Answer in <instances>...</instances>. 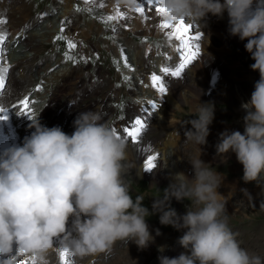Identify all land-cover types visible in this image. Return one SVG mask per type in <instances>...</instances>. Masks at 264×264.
Here are the masks:
<instances>
[{
	"label": "clouds",
	"instance_id": "clouds-1",
	"mask_svg": "<svg viewBox=\"0 0 264 264\" xmlns=\"http://www.w3.org/2000/svg\"><path fill=\"white\" fill-rule=\"evenodd\" d=\"M132 8L136 0H119ZM162 0L169 23L187 20L205 27L211 13L226 10L229 32L240 40L255 61L250 68L259 80L241 107L243 133L224 130L215 145L217 156L234 152L243 166L242 180L257 181L264 174V0ZM34 112L29 127L34 131L22 146L0 152V264H17V255L35 257L48 264L46 255L59 238L73 255L84 257L110 251L116 241L134 242L139 249L154 240L145 220L159 213L162 225L184 230L178 244L187 250L178 256L159 255V264H262L259 256L240 247L230 229L225 203L218 188L222 177L200 159L214 119L212 102L199 103L185 131L186 141L198 148L188 162L193 176L175 173L163 197L153 200L152 211L135 199L123 179L127 142L114 134L98 111H82L73 121L71 135L61 127H47ZM18 115V114H17ZM187 200L186 211L178 214L172 199ZM156 229V235H160ZM15 246V250H14ZM164 245L158 246L163 253Z\"/></svg>",
	"mask_w": 264,
	"mask_h": 264
},
{
	"label": "rangeland",
	"instance_id": "rangeland-1",
	"mask_svg": "<svg viewBox=\"0 0 264 264\" xmlns=\"http://www.w3.org/2000/svg\"><path fill=\"white\" fill-rule=\"evenodd\" d=\"M13 1L27 4L30 16L36 19L34 27L40 33L48 31V28L50 30L56 28L51 42L41 48L36 57V62L39 60L41 63L51 62L49 67L41 69L38 74L34 73L28 80V83L32 85L24 90L25 96L28 97H32L36 93L41 94V98H32L34 106L45 102V95H48L50 88L57 83L55 78L63 72L64 68L75 63L80 72H85L87 77L85 83L75 86L73 89L77 97L75 106L83 103L88 106V110L98 111L101 115L106 114L103 121L106 122L110 114L122 117L128 106L135 103L147 106L146 96L155 98L157 95L156 90L151 88V81L138 74L135 66L136 58L144 57L146 69L149 71L153 69L154 73H158L159 63L161 69V61L164 62V67L170 69V73L180 61L177 54L179 42L175 38L169 40L168 33H165V31L169 32V28L164 29L160 35H144V31L137 30L140 18L134 11L124 8L119 0H116L115 3H103L101 0H91V2L89 0H0V3L9 4ZM118 13L120 15L115 20L105 22L103 19L107 16H117ZM68 18L76 22V28L71 32L65 23ZM219 18L221 21H218ZM225 19L224 16H215L211 13L205 17L206 29L213 38L211 42L207 41L205 31L203 30V33L200 26H192L190 21L183 20L185 24L191 25L189 36H194L196 30H201L202 38L192 41L193 43L189 41V43L190 45H199V53L205 59L209 58L213 61L216 67H214L212 80L209 79L205 82L202 94L195 97L192 103L194 109L199 106L200 102H212L214 105V119L209 125L207 143L200 146V159L212 166L213 170L219 172L222 177L218 192L220 199L225 203L228 225L235 234L240 247L247 250L250 255L259 256L264 264V174H261L257 181L245 183L242 180L243 166L237 161L235 153L229 151L220 157L216 155L215 151V145L219 142V133L222 131L238 130L243 133L242 118L246 114L242 107L237 106L236 100L227 99L226 92L221 89V86H226L229 83L232 88L229 86L227 88H229L231 97L248 101L254 90L255 82L259 80V72L250 68V65L255 61L243 46L247 40L241 41L238 36L230 35L227 30L228 21ZM49 20L52 23H48ZM180 21L171 23V25H176ZM54 25H56L55 28ZM62 27V35L67 39L55 40L54 38L61 34ZM126 31H128V35L125 33ZM81 34H85L86 38L81 37ZM42 36L43 39L47 38L46 35ZM5 39H7V35ZM79 39L87 47L86 52L82 55L78 49ZM69 41L76 45L75 48L68 47ZM125 41H130L132 45L123 44L122 42ZM142 41L147 43L148 49L141 48ZM116 42H120V45L114 46ZM19 45L23 47L22 44ZM19 52V47H15L12 53L19 55ZM66 52L72 59L65 58ZM51 55H54L55 58H51ZM191 74L192 70L186 65L182 70V75H186V79L189 80L192 77ZM124 77L129 79L125 80ZM84 88L86 92L82 94ZM181 89L182 94L183 92L184 95L189 93L187 87L183 86ZM162 96L168 101L166 94L162 93ZM65 98V94H62L61 99ZM180 103L183 104L181 111L173 112L171 118H168L169 114L163 113L162 108H160L161 111L151 110V121L156 125L153 130V140L156 145L169 148L171 146L164 145V140L168 134L174 132V137H178L177 141L179 140L182 147L183 156L180 161L183 163H179L182 164V169L186 168V176L191 179L193 171L188 160L198 155V148L192 142L186 141L185 131L191 129L189 121L196 117L191 105L185 104L182 100H179ZM167 118L174 122L165 125ZM43 122L46 124V118ZM167 158L166 155H156V163L160 169L169 168ZM124 175L133 199L137 195L146 194L143 196L142 205L150 212L153 200L163 197V190L170 183L169 180H154L143 175L138 177L131 172H125ZM189 203L187 200L178 202L173 198L170 205L178 214H183L186 211L185 206ZM145 220L148 226L154 227V240L149 242L148 247L144 249H139L132 241H128L127 244L123 241H116L106 258L108 264H152L161 255L158 251L160 245L166 246L164 252L175 254V256L181 252L187 253V250L177 242L184 230L178 231L171 225L160 224L159 213L146 216ZM156 229L160 230V235H156ZM175 245L177 247H174ZM139 258H141V263H138ZM95 260L98 264L97 257ZM20 261L17 264H23V260L20 259Z\"/></svg>",
	"mask_w": 264,
	"mask_h": 264
},
{
	"label": "bare ground",
	"instance_id": "bare-ground-1",
	"mask_svg": "<svg viewBox=\"0 0 264 264\" xmlns=\"http://www.w3.org/2000/svg\"><path fill=\"white\" fill-rule=\"evenodd\" d=\"M101 2L115 3L116 0H101ZM221 2H223V0H221ZM138 5H140V0H136V5L132 8L126 7L123 4L124 8L134 11L137 14L136 16L140 18V21L137 24V30L144 31V35L146 36H152L153 34L160 35L162 32H164V29L160 28L159 25L162 24L165 19L163 15H160L156 11V8L162 6V4L153 3L152 5L144 6L145 10L143 12V15L135 10ZM253 7H255V0ZM222 16H224L228 21L227 30L229 31V17L226 10L223 12ZM0 19L6 21L2 25H0V31H3L7 35V39H5L3 44L0 45V48L3 49V59H0V66L8 68V72L5 76V86L4 88L0 89V108L7 109V113H0V115H6L7 117L6 119H0V152H3L4 149L12 146H22L24 138L29 136L31 132L34 131L33 128L29 127L30 119L27 116L23 114L17 115V113L19 112V102L25 97H28L25 96L24 90L27 89L30 85H32L28 83V80L31 79V76H33L34 73L38 74L41 69L49 67L51 63L48 61L41 63L40 60L36 62V57L39 55L40 49L48 45V43H50L53 39L52 36L55 33L56 25H54L55 29L50 30L48 28V31L40 33V31H38L34 27L36 19L30 16V11L27 7V4L22 3L20 1H13L9 4L0 3ZM219 20L220 18L218 19V21ZM221 20H223L222 17ZM48 23H52V21L49 20ZM65 23L69 32L76 28V22L71 18H68ZM191 25L200 26L202 28V32L203 30L205 31V38L207 39V41L211 42L213 40L212 36L206 29V23L205 27H203V25H198L194 23L192 24V22ZM171 30L172 29L169 28V32L165 31V33L169 34ZM200 31L196 30V33H201ZM125 33L127 34L128 31H126ZM42 35H46L47 38L43 39ZM80 36L86 38L85 34H81ZM122 43L126 45H132L130 41H125ZM19 44H22L23 47H21ZM117 45L119 46L120 42L114 43V46ZM197 46L199 45L193 44L191 45V49L194 50ZM15 47H19V55H13L12 52ZM141 48H147V43L145 41L141 42ZM78 49L80 55L84 54V52H86L87 50L86 45L80 39ZM177 54L180 58V61H182L183 56L181 55V53L177 51ZM51 56V58H55L54 55ZM135 61V66L137 67L136 70L139 75L141 74L145 76V78L149 79L150 81V77L152 76V74H156L161 77V81L167 89L164 94L167 95L168 101L164 99L162 93H159L156 87H153L151 81V88L156 90L157 95L155 96V98L146 96V102H148L146 103L147 106L145 104L138 105L135 103L127 107L126 113L124 116H122V118L118 116L116 117L112 113V115L110 114V116L106 120V122L111 126V128H115L117 130V133L120 134L121 138H123L127 142V154L125 161L123 162V179L126 182V177L124 175L125 172H131V174L138 177L143 175L154 180L169 181H171L172 176L177 172H183L186 176V168L182 169L181 163L183 162L180 161L181 156H183L181 153L182 147L179 144V140L177 141L178 137H174V132H171L170 134H168V136L166 135L167 137L164 140V145L171 146L169 148L160 147L156 145L153 140V130L156 128V125L152 124L151 121V110H153V108L149 104V101L154 102L157 105V107L155 108L156 110L161 111L160 108H162L163 113L169 114L168 118L172 117L171 115L173 112L181 111L183 104H179V100H182L185 104L191 105V108L195 110V107L192 105L194 98L202 94L205 82L209 81V79L212 80V74L214 73L213 71L216 67L213 64V61L209 60V58L205 59L199 53L193 61L187 64V66L192 70V77L190 76L191 79L188 80L185 77L186 75H182V72L179 77L171 76L170 72L167 74L162 72L161 69L164 68V62L162 61L161 69L159 63L158 73H154L153 69L152 71L146 69L144 57H140L138 59L136 58ZM180 61L177 62L176 66L173 68V71L179 66V64L181 63ZM55 79H57V83L55 84V86L50 88L49 94L45 95V102H42L39 106H34L32 98H39L41 95L40 93H36L32 97H28L30 99L29 106L32 109L33 113L38 112L43 108V110L39 114V120L42 125L47 127L59 126L65 133L71 135V133L74 131V125L72 123L76 116L80 112L88 111L89 109L88 106L83 103H80L79 105L75 106L77 97L76 92L73 90L75 86L85 83L87 77L85 75V72H80L77 64L71 63V65L64 68L63 72ZM225 83L227 84L228 82ZM183 86L187 87V91L189 90V93L187 95H184V92L183 94L181 92V88ZM228 86L232 88V86H230V84L228 83L226 86L222 85L221 89L226 92L228 100L229 98H233V100H236L238 102L237 106L241 108L242 102L246 101H241L239 98L238 100L234 99V97H231L229 88H227ZM234 90L236 91V89ZM85 92L86 90L84 88L82 94H85ZM62 94H65V99H61ZM145 109H147V111H145ZM101 116V122H103L106 118V114ZM138 117L145 122V127L141 130L138 139L134 142L131 140V138L124 137L123 129L126 127H130L131 122ZM44 118H46V124H44L43 122ZM58 118H60V120H58ZM168 118L166 121L167 124L165 123V125H170L174 122V120ZM157 154H162V156L166 155L168 157L167 163L169 165V168L164 167V169H160L155 160V167L151 170H147L145 168V161L147 157L149 155L156 156ZM142 195L145 196L146 194ZM149 231L153 235L154 227L149 226ZM174 247L177 246L175 245ZM63 248H65V246L61 242V240L59 238H54L53 247L48 251L46 255L48 264H61L59 252ZM109 253L110 251H106L96 254H90L84 257H79L73 255L71 249H68V252L65 254L64 264H97L95 260L96 257L99 260L98 264H108L106 258ZM161 254L166 255L170 258L175 257V254H171L168 252H163ZM20 259L23 260V264H33L31 255L19 254V256H17V262H21ZM138 263H141V258H139ZM34 264H40V262L35 258ZM152 264H159L158 257L153 261Z\"/></svg>",
	"mask_w": 264,
	"mask_h": 264
},
{
	"label": "snow or ice",
	"instance_id": "snow-or-ice-1",
	"mask_svg": "<svg viewBox=\"0 0 264 264\" xmlns=\"http://www.w3.org/2000/svg\"><path fill=\"white\" fill-rule=\"evenodd\" d=\"M89 2H91V0H89ZM153 3L162 4V0H140V5H138L135 10L143 14L145 10L144 6L152 5ZM77 10L79 11L80 9H77ZM156 11L160 15H163L167 11V9H165L162 6H159L156 8ZM119 15L120 14L118 13L117 16H107V17H104L103 19L105 22H107V21L117 19ZM5 22L6 21L0 19V25H2ZM159 27L162 29L171 28L172 30L168 34V39L172 40L173 38H175V40L179 42L177 45V51L181 53V55L183 56V59L181 63L179 64V66L174 71H171L170 73L174 77H179L181 75L182 70L185 68V66L189 64L191 61H193L199 54V47L197 46L194 50L191 49V45L189 41H198L201 38V34L196 33L194 36H189L188 34L190 32L191 25L185 24L183 20H181L176 25H171L168 21L165 20L162 24L159 25ZM113 31H115V28H113ZM62 33H63V27L61 28V34H58L54 39L55 40L67 39L66 37L62 35ZM5 38H6V34L3 31H0V45L3 44ZM75 46L76 45L73 44L71 41L68 42V47L70 49L75 48ZM2 53H3V49L0 48V59H3ZM65 58L72 59V57L67 52L65 53ZM161 71L167 74L170 72V69L167 67H164L161 69ZM7 72H8L7 67L0 66V89L4 88L5 86V76ZM124 79L128 80L129 78L124 77ZM150 79L152 81L153 87H156L159 93H165L166 88H165V85L162 83L160 76L156 74H152ZM29 104H30V99L28 97H25L24 99H22L19 102V112L17 114L18 115L23 114L27 116L29 119H31L34 113L32 112V109L30 108ZM149 104L151 105L153 109L157 107V105L154 102L149 101ZM145 111H147V109H145ZM0 113H7V109L0 108ZM6 118H7L6 115H0V119H6ZM144 127H145V122L141 118L138 117L134 121L131 122L130 127H126L123 129L124 137L131 138V140L135 142L138 139L141 133V130L144 129ZM112 131L114 132V134L118 136V138L121 137L120 134L117 133V130L115 128H113ZM155 160H156V156L149 155L145 161V168L147 170L153 169L155 167V163H154ZM67 252H68L67 248H63L59 252V258H60L61 264H64L65 254ZM32 260L34 264L35 257H32Z\"/></svg>",
	"mask_w": 264,
	"mask_h": 264
}]
</instances>
